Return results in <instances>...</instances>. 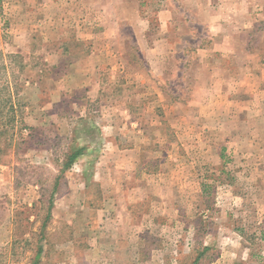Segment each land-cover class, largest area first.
Instances as JSON below:
<instances>
[{"label":"rangeland","instance_id":"1","mask_svg":"<svg viewBox=\"0 0 264 264\" xmlns=\"http://www.w3.org/2000/svg\"><path fill=\"white\" fill-rule=\"evenodd\" d=\"M238 1L235 16L239 24L254 18L256 42L264 0ZM172 5L179 25L197 21L185 0H0V184L8 190L0 194V264H264L261 78L251 96L240 89L227 99L194 94L196 79L185 72L161 80L167 108L153 111L159 102L139 94L132 77L89 59L93 51L109 57L115 48L96 44L112 36L136 60L157 12ZM118 14L126 19L120 32L100 29ZM193 33L172 38L191 44L190 57L201 40ZM152 111L166 140L140 128L151 140L153 155L142 162L157 189L152 204L140 201L129 216L108 208L92 175L90 206L65 205L60 193L76 178L64 169L72 148L90 145L93 174L104 150L132 142Z\"/></svg>","mask_w":264,"mask_h":264},{"label":"crops","instance_id":"2","mask_svg":"<svg viewBox=\"0 0 264 264\" xmlns=\"http://www.w3.org/2000/svg\"><path fill=\"white\" fill-rule=\"evenodd\" d=\"M185 1L190 2V14L194 15L197 21L185 20L183 24L179 25L174 21L176 6L172 5L159 10L157 12L159 21L157 28L151 30L149 25L152 35L151 40L141 39L140 43L138 42L140 45L138 47L139 58L136 60L131 61L132 59L127 56L126 52L121 50L120 46L125 47L126 45L125 40L122 44V42H116L109 35H107L109 36L107 40H103L100 44L97 43L96 47L102 46L108 54L110 48H115L109 54L110 56H105L102 51V56H99L98 51H93L89 59L95 58V61L106 60V63L111 65L107 68L108 70H113L119 73L120 76L123 75V77H132L133 80L129 78V82L133 83L132 85L139 94L146 95L145 99H150L151 105L153 98L159 102L153 103L157 106L155 109L152 108L153 111L167 108L163 104L161 80L169 79L172 83L174 80H178L179 77L181 78V75H185V72L188 75H193L196 79L197 84L193 91L194 94L203 89L207 94H217L218 97L229 99L232 95L239 93L240 89L241 91L246 89L247 95L250 94L251 96L254 94V90H251L250 86H253L256 78H261L264 87V31L258 35L256 42L252 41L253 28L249 24L254 25L255 20L253 17H248L247 21L253 19L251 23L239 24L238 17L235 16L237 9L233 8L232 5V1L236 4L239 1L231 0L224 6H216L218 4L216 0ZM122 3L124 5V1ZM243 11H248V15L254 14L253 8ZM117 17V21L103 23L100 29L107 31L106 34H109L112 28L118 27L120 32L122 30V22L120 21L126 19H121L119 14ZM180 31L186 32V35L188 31L190 33L195 32L192 35H197L198 40L201 39L200 45H193L197 48V55L190 57L185 54V52H190L186 48L191 46L185 40L172 41V38H175L178 32L182 33ZM146 54L150 59L144 56ZM130 69L133 71L130 72ZM166 69L168 70L166 71ZM183 78L186 79L185 76ZM202 82L205 84L202 85ZM262 92L264 93V89ZM161 100L162 104L160 103ZM216 105L220 108L223 106V104L220 105L217 102ZM153 111L151 120H146L145 124L143 118H140L139 129L136 130V133L133 131L135 133L133 138L128 139L132 142H127V140L119 137L121 141L120 139L119 142L116 140V145L104 150V159L97 163L93 174L91 170H88L91 169L89 167L90 145L84 147V151L69 168H66V172L73 171L72 176H76V178L74 177V181L69 183V188L65 193H60V200L65 205L80 203L83 207L90 206L86 199L92 175L95 183H99L98 185L102 189L103 205H108V208L117 205L121 209V211L119 209L121 214L129 216L132 215L129 208L140 201L146 200L152 204L151 201L156 199L157 189L149 181L147 168L142 162L145 157L153 155L149 146H146V144L151 143V140L140 134L142 131L140 128L143 125L148 127L147 134L155 137L154 141L162 142L163 132L159 131H161L163 122L153 116ZM113 127L117 129V126ZM4 189L8 191L3 184H0V194Z\"/></svg>","mask_w":264,"mask_h":264},{"label":"trees","instance_id":"3","mask_svg":"<svg viewBox=\"0 0 264 264\" xmlns=\"http://www.w3.org/2000/svg\"><path fill=\"white\" fill-rule=\"evenodd\" d=\"M84 147L72 148L70 154L67 156V160L64 163V169L69 168L76 158L84 151Z\"/></svg>","mask_w":264,"mask_h":264}]
</instances>
